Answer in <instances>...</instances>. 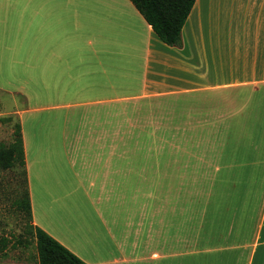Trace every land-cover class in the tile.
<instances>
[{
	"label": "crops",
	"instance_id": "1",
	"mask_svg": "<svg viewBox=\"0 0 264 264\" xmlns=\"http://www.w3.org/2000/svg\"><path fill=\"white\" fill-rule=\"evenodd\" d=\"M3 13L22 86L54 105L20 113L35 227L86 264H264V0H197L179 47L128 0H0ZM169 99L197 155L159 212L111 109ZM36 112L59 114L28 138Z\"/></svg>",
	"mask_w": 264,
	"mask_h": 264
},
{
	"label": "rangeland",
	"instance_id": "2",
	"mask_svg": "<svg viewBox=\"0 0 264 264\" xmlns=\"http://www.w3.org/2000/svg\"><path fill=\"white\" fill-rule=\"evenodd\" d=\"M3 16L4 13L0 15V18ZM0 27L4 25L0 23ZM6 37L4 29H1L0 145L8 146L14 142V126L21 125L20 113L23 110L54 105L45 104V100L39 97L36 82L31 81L22 86L21 57L18 55L19 52L14 53L9 49L12 42H7ZM137 82L134 81L136 85L133 86H137ZM180 99L162 100L159 104L156 102L153 104L127 103L111 109V112H119L124 117L120 121V127L125 131L124 143L127 150L131 151L126 153L127 163L135 161L142 166L141 192L143 197L147 195L148 198L151 174L152 192L155 195L157 193L159 212H165L166 202L170 203L173 199L174 202L181 200V162L195 160L193 155H197L194 152L186 153L183 150V147L186 150L194 147L198 140L197 138H184L181 134L183 122ZM57 114L59 113H54V115ZM64 114V112L60 113L61 121L56 123L62 122ZM54 115L36 112V115L26 116L24 119L27 137H30L31 130L37 128L39 123L44 125L47 123V118H53ZM115 123L111 122V127L113 124L116 125ZM20 172V170H0V240L6 239L10 242L8 249L4 253L0 252V261H27L36 254L34 247L25 250L14 249L11 245L15 244L17 237L25 235L28 224V219L14 206L17 194H21L24 190ZM100 198L106 200L105 196H100ZM92 199L96 202L98 197L92 195ZM126 203L130 201L127 200ZM94 210L97 212L96 209ZM100 211L105 212L104 206L100 207ZM121 211H126V205L121 208Z\"/></svg>",
	"mask_w": 264,
	"mask_h": 264
},
{
	"label": "trees",
	"instance_id": "3",
	"mask_svg": "<svg viewBox=\"0 0 264 264\" xmlns=\"http://www.w3.org/2000/svg\"><path fill=\"white\" fill-rule=\"evenodd\" d=\"M152 28L158 38L169 47L181 45L182 31L197 0H128ZM11 122V119H9ZM14 142L0 145V170H20L24 190L17 194L15 209L28 219L25 235L16 238L14 249L35 248L36 255L31 258L35 264H86L63 247L46 232L33 225L32 207L28 189L25 151L20 124L14 126ZM10 242L0 240V252L8 249Z\"/></svg>",
	"mask_w": 264,
	"mask_h": 264
}]
</instances>
